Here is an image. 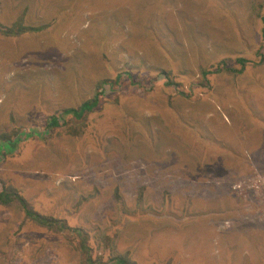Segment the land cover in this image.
<instances>
[{"label":"rangeland","instance_id":"374dc122","mask_svg":"<svg viewBox=\"0 0 264 264\" xmlns=\"http://www.w3.org/2000/svg\"><path fill=\"white\" fill-rule=\"evenodd\" d=\"M23 13L48 28L0 36V136L22 135L0 149V191L85 230L95 260L264 264V0H0V25ZM9 248L0 264H88L0 205Z\"/></svg>","mask_w":264,"mask_h":264},{"label":"trees","instance_id":"16d2710c","mask_svg":"<svg viewBox=\"0 0 264 264\" xmlns=\"http://www.w3.org/2000/svg\"><path fill=\"white\" fill-rule=\"evenodd\" d=\"M25 14L19 15L16 21L12 24V26H3L0 25V36H2V40L6 38H23L25 35H31V33L35 32H41L43 30H46L45 28H48V26H39V27H29L27 26L25 22ZM264 38V34H263ZM239 62L242 64L243 68L240 71H237L238 74H241L244 70V66L246 63H249L246 59H238ZM223 71L219 68L215 73H222ZM202 75L205 77V80L208 81V77L213 75L212 71H208L206 69L202 70ZM167 78L168 76L165 75ZM122 80V76H118L113 81H103L100 82L96 86V91L94 92V95L91 100H88L84 102L79 108L77 109H70V110H64L63 112L59 113L60 115H53L49 118L48 122H52L51 124L48 123L47 130H48V136L50 135V131L54 127H60L62 126L59 119H64L67 115H73L75 118H85L88 113L93 112L95 109L99 107L101 104L100 100L105 95V90H107V83H109V87H117L119 89L122 88L123 85L120 84ZM168 85H172L174 87H178L179 84L176 82H167ZM188 97V95H187ZM102 105V104H101ZM66 124V122H65ZM18 131H13L11 134H4L3 136H0V149L4 151L5 146L9 148V150L5 151V153H8V151H14L18 146L15 141V137H22V135L18 134ZM15 136V137H14ZM4 153V155H5ZM1 154V151H0ZM237 197V195L235 196ZM250 197H252V201L255 204L254 209L257 210V208H260L264 206V192L259 194L250 193ZM257 197L260 198V200H257ZM233 199H235L233 197ZM237 204H240L242 207H244L245 203L240 202ZM0 205L2 207L6 208H16L20 211L24 212L25 220L30 222L32 225H34L38 229L47 230L49 232L55 233L56 235H61L66 240H78L79 245L81 246V250L84 252L83 260L85 263L93 264V263H101V264H132L130 262V259L127 256H123L122 258L119 257H110L103 259H97L95 260L91 254H88L92 252V249L88 246V233L85 230H81L78 228H73L69 226V224L63 220L58 219L54 217H49L41 214L40 212L36 211L29 203L28 201L20 194V192L14 188H10L7 185H3L2 190L0 191ZM242 209V208H241ZM14 245V243L12 244ZM15 254L14 249L12 250L9 248L7 251H0V256L5 257V259L8 261L9 257Z\"/></svg>","mask_w":264,"mask_h":264}]
</instances>
